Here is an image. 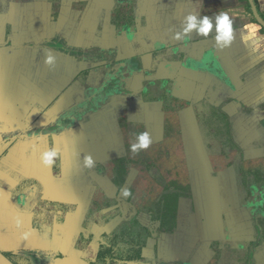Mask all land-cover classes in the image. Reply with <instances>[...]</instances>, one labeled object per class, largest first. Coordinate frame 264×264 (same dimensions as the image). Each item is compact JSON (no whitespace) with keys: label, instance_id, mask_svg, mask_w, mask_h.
Returning <instances> with one entry per match:
<instances>
[{"label":"crops","instance_id":"1","mask_svg":"<svg viewBox=\"0 0 264 264\" xmlns=\"http://www.w3.org/2000/svg\"><path fill=\"white\" fill-rule=\"evenodd\" d=\"M77 1L84 4L83 0H0V264H11L1 254L7 250L25 254L32 264H78L75 255L68 256V262L52 260L54 252H62L70 234L58 229L40 233L33 227L27 197L37 194L40 182L50 200L85 204L86 195L93 194L91 180L99 171L98 164L85 168L83 159L86 155L94 161L109 159L112 149H124L118 121L124 116L131 128L144 124L152 143L162 139L153 128H161L171 122L172 115L177 116L184 167L202 220L198 233L189 236L183 228L186 217L180 214L175 232L151 239L146 251L153 254L156 245L158 258L152 264H206L213 258V251L208 250L212 240L219 241L222 250H238L235 243L250 238L245 231L243 236L238 233L235 221L250 218L236 208L229 172L213 169L196 108L204 100L213 108L219 106L245 159L264 160V50L252 53L241 43L238 31L255 22L264 34V24L255 17L250 0H141L131 10L135 19L123 21L125 24L112 21L117 6L105 7L100 12L109 16L99 14L100 21H95L93 1L86 0L78 10ZM253 4L264 22V0H253ZM220 11L229 12L237 30L230 47L220 49L212 35L205 38L192 33L174 39L189 13L214 16ZM69 46L98 47L102 54L97 60H80L65 52ZM50 51L55 54L54 67L45 63ZM154 67L156 74L150 72ZM85 69H90L88 87L80 80ZM94 76L99 78L98 84ZM148 80H154L158 90H149ZM79 86L98 93L99 103L85 107L81 120L74 121L80 122L76 127L54 131L61 114L78 104L74 95L85 99ZM39 108L45 109L43 116ZM43 124L51 132H27V127ZM50 133L60 159L56 174L53 165L46 166L39 158L48 150ZM13 179L14 187L4 184ZM97 182L106 189L110 186L104 176ZM224 213H230L227 226ZM244 227L247 230L246 223ZM96 228V224L90 226ZM197 242L199 248L190 254ZM262 250L255 258L264 257Z\"/></svg>","mask_w":264,"mask_h":264},{"label":"flooded vegetation","instance_id":"2","mask_svg":"<svg viewBox=\"0 0 264 264\" xmlns=\"http://www.w3.org/2000/svg\"><path fill=\"white\" fill-rule=\"evenodd\" d=\"M117 4L120 5L121 7L117 5V8H115L113 15H116V14L120 15L121 20L124 19V21H125V18L127 19L126 21H133L135 19V15H133V18H132L131 16L132 14L130 13H131V10H133V8L135 9L138 6L137 0H133L131 4L128 3V6L123 5L121 0H117ZM74 6L77 10L79 8H82L80 4L74 5ZM69 8L73 9L72 6H70ZM72 14L75 15L76 11H74ZM53 15H54V18H56L58 16L57 11H54ZM119 19L117 18L113 20V22L116 21L115 23L117 24L118 22H120ZM73 48L74 46L65 47V52L80 60H83L84 58L85 59L90 58L92 60H97L98 58H100L102 54L100 53L102 51L98 47H91V48L78 47L79 50H84L83 54L79 53L77 55H72L75 53H70L69 50ZM84 71H85L84 74L81 72L80 80L83 81L84 83L82 84L86 85L87 87L91 86L90 84L87 83V78H88L90 69H85ZM157 71L158 70L155 67L150 70V72H152L153 74H156ZM167 82H168V87L170 88L171 81L167 80ZM95 94H96V97L92 96L89 98L88 100L89 105L86 106V109H90L92 105H94L95 107V105L99 103V99H98L99 94L98 93H95ZM167 94L168 92H166V97H167ZM209 103L210 102L204 100L199 105V108H196V115L199 121L201 133H202L205 143L208 142L209 138H214L216 140L218 139L220 135H223V137L228 140V145L230 147V150L232 149L228 153V156L232 157L231 155H233L234 152L237 153L236 156H233L234 158L232 157L230 159L231 162L228 163L226 171L229 172L233 181H235L236 176L232 173V171H234L237 177L239 178L241 187L243 189V196L239 198L238 200L237 194L235 191L236 199L239 202L238 204H236L237 205L236 208L244 211L246 213V216L250 218V220L249 221L247 220L246 222H243V220L237 221V222L235 221V228L238 231V233H240L242 236L244 235V231H245L246 232L245 234H247V237H249L250 239L248 241L240 242V244L236 242L235 246H239L237 248L238 250H235L232 247H228L227 248L228 251H226L225 249L222 250L221 248H219L220 246L219 241L212 240L209 243L208 250L210 252L213 251V258H210V260L206 264H219L220 256H224L225 253H226V256L230 258V260L236 257L235 259L236 264H242L240 263L241 260L239 259V256L237 255L238 253L242 252V248L245 243L248 244V248L244 256L246 260L244 264H250L251 259L254 257V254L257 251H261L264 246V230L261 227L260 229H257V225H256L257 221L264 220V211H263L264 208L259 207L261 206L264 200V160H260V161L253 160L252 161V160L245 159L241 148L233 140L231 129H230V123H229V119L227 115L225 114V112H223V110L219 106L216 108H213L209 105ZM204 105L205 107H207V109L204 108V111L201 112V109ZM69 119L71 118L68 113L61 116L59 122L56 124L57 126H55L53 130L60 131V128H62L63 130L68 127H76L77 123H80V122H74L73 120L69 121ZM118 121H119V127L122 130V135L124 138L123 140L124 149L121 150V152L120 150L115 151L114 149H112V151L110 152L111 156L109 159H99L95 161V164H98L99 173L94 174L95 178L91 180L93 182L92 185H94V187H92L93 198L90 200L88 199V201L85 200L84 202L85 204L87 202V205L90 206L89 207L90 211L92 210L91 206L93 204L94 205L96 204L98 206V203H102V207L97 208L99 212L103 213V210H101V208L109 207L110 209H112L111 216L113 218L111 220H115L112 226L114 227V225L116 226L117 224L121 223L122 227L120 228L121 231H119V236L121 237L126 231H128V234H129L128 237H130V240H132V242L133 241L135 242V245L133 244L130 246L133 249L131 250L133 252L130 255L123 256V255H118L117 252L119 251V249L115 247L113 244L105 245L102 242H99L97 254L94 257H91L88 259L78 257L77 258L79 260L78 264H102V263L105 264L106 261H110V260L111 261L124 260L128 264H131L133 262L140 264L138 263L140 261H144V263L142 264H152L153 258L156 259V261H158L157 252H156L157 246L156 245L153 246L154 248L153 254L152 253L148 254V252L146 251V248L148 246L149 241L151 239L159 238L162 234L175 232L178 226L180 225L179 220H178L180 214L182 215V217L184 218L186 217L185 218L186 222L183 223V228L186 234L189 236H195L198 233L199 225L202 223V220L198 218V211L195 210V207H194V210L186 211L185 214H187V216L183 214L184 212L179 211L178 203H180L179 201L183 197L176 190L173 191L170 189V188L182 189L186 187V189L191 191L190 192L191 195L190 196L183 195V196H185L184 198L189 201V206L191 207L193 205L195 206L194 199H193V190L191 188L188 178L186 180L187 183L183 185L182 183L176 180H174L175 182H172V180H169V182H164V180H162L161 178L162 176L160 174L161 170L159 169V167H156V165H154L155 161L157 160V157H156V160L154 157L151 158V156H155L154 155L155 153H156V156H160L162 153H164V155L166 156L169 153L171 159H172V155H175L177 157V162H179L177 164L175 163L176 164L175 166H178L179 168L180 166H182L187 176V173L184 167V158L182 156V145H181L180 135H179L180 130H179L178 124L175 123V119H171L170 123H167V125L166 124L162 125L161 128H159L158 126L156 127V129L153 128L154 132L155 131L158 132L156 136L157 135L158 137L162 136V139L160 140L157 139L152 144L156 145V142H160V145H162V148H159L156 150V146H155L153 151L150 150L148 152L147 158L144 157V153L142 151H140L139 153L133 154L130 150V145L135 139L136 135L140 132L147 131V129H145V125L144 124H134V127L136 129L131 128V124L126 121L125 116L124 118H119ZM148 130H150V128ZM175 136H178V139L180 141L181 152L178 151L180 147H176L174 152H172V149L170 150L169 148L165 147L166 145L169 146L168 142L174 139ZM48 139H51L52 141L51 133L49 134ZM208 147L209 145L206 143V148L209 151V148L211 146L209 148ZM129 154H132V156H129ZM59 161L60 159H59V156L57 155L54 158V163L52 164L53 169L54 168L59 169ZM135 161H139L140 163H137V164H140L141 167L135 164L134 163ZM211 162H212L214 171L215 172L217 170L219 171V169H217V167L213 164L212 160ZM145 163L146 165H144ZM132 170H134L135 172L133 173ZM55 172L57 173V171ZM142 172H148V173L150 172L151 174H153V176H155L154 182L158 185H161V188L165 189V191L162 194H160V196L155 201L150 200L149 206L145 205L142 207L140 206V202H138V205H139L138 208L141 207V209L140 210L136 209L133 212V215H131L129 218L125 220L122 217L123 215V209L121 210L122 203L123 201L130 203V200H131L130 193L132 191L133 178L136 174H139ZM132 174H133V177H131ZM102 176L108 178V181H109L108 184L110 185L108 189L101 187L100 184L97 182V179H99V177H102ZM143 185L144 184L141 183L138 187L143 186ZM168 186H170V188H167ZM39 192L40 191H38L37 194H35V196L34 195L32 196V194L29 193V196L32 198L27 197V199H29V203L26 206L28 209L30 203L36 200L34 204L35 205L34 211L39 212V206L43 205L44 208H46L45 210L46 213H39V218L45 217V215L49 214L48 213L49 211H52V213H54L53 211H59L60 208H65L67 205H70V206L79 205V203H76V202L74 204H71V203L69 204L67 202H62L60 200L59 201L50 200L48 198H44L39 201ZM170 195H173L176 197L175 202L169 200V198L167 201V197H169ZM259 195H260V198L257 199ZM105 196H108L109 199H106ZM253 198L256 199V202H254ZM132 205H135V204H132ZM89 208H88V211H89ZM35 214L32 213L33 227L35 226V228L39 229V227H36V225H34L35 224V221H34ZM165 214L170 215V217L173 216L174 218L175 227L172 231H165L162 229L165 227V226L164 227L162 226V220ZM88 215L90 216V213H88ZM103 216L105 219L107 217V214H104ZM156 219L157 221H159V223H157L158 225L156 224ZM228 219L229 220L231 219L230 213H227V214L224 213L222 215V220L224 222V225L226 226H227V223L230 224V221H228ZM245 223L247 225V230L249 231L248 233L244 227ZM95 224L96 223L93 222L91 226ZM129 225L131 228L132 227L134 228L135 226L137 230H134V229L129 230L127 228H124L125 226H129ZM124 229L126 231H124ZM104 232H108L107 228H105V230L101 233H104ZM89 234L90 236H92L93 233L91 232ZM257 236L259 237V241H257ZM199 245L200 243L197 242L195 247L192 250H190V254H193V252H195V250L199 248ZM252 249H253V252H252ZM1 254L4 257H6V259L10 261L11 264H32L30 257L26 256L25 254H18L14 252L13 250L1 251ZM58 254L60 253L58 252L57 256L53 257L52 260L56 261L58 259L63 258V257L58 256ZM182 262H187V261H182ZM224 264H230V263L225 261Z\"/></svg>","mask_w":264,"mask_h":264},{"label":"rangeland","instance_id":"3","mask_svg":"<svg viewBox=\"0 0 264 264\" xmlns=\"http://www.w3.org/2000/svg\"><path fill=\"white\" fill-rule=\"evenodd\" d=\"M86 0H83L84 4H85ZM93 1V14L95 17V21H100V18H97V16L99 14H104L105 12H100L101 10H103L105 7L106 10H110L113 9L114 6H117V0H92ZM77 5L80 4L81 6H84V4L80 1H77ZM103 3V6L99 7L100 3ZM123 5H127L128 3L131 4L132 1L131 0H121ZM138 3H141V0H137ZM108 13V12H107ZM106 14V16H109V14ZM131 14V13H130ZM132 16V15H131ZM112 17V21L115 19H119L121 23L125 24L126 22V18H125V22L124 19L121 20V16L116 14L113 15V13L111 14ZM116 22V21H115ZM130 22V21H129ZM69 50V49H68ZM84 50H79L78 47H74L73 49H70L69 52L70 53H75L72 55H77L79 53L83 54ZM158 60V59H157ZM155 60V63H157L158 61ZM125 73H130V72H125ZM82 78V76H81ZM93 80H95L94 82L98 84L99 82V78L97 76L92 78ZM78 80V79H77ZM76 85V82H75ZM146 86L149 90L152 91H156L157 86L155 85L154 80H148L146 82ZM76 87V86H75ZM74 88V87H73ZM80 90V95L84 96L85 99H80V98H76V96L74 95V99H76L78 102V104H76L75 106H72L69 111L68 114L70 115L69 121L73 120L75 121L78 117L79 119H81L82 117H80V115H82V113L85 111V107L89 105L88 102V97H96V94L94 93H90V91H86V89H84V87L82 88L81 86H79ZM78 88L74 89V94L77 91ZM83 91V94H82ZM61 102H66V100H63V98L60 99ZM204 108L207 109V107H205V105L202 107L201 112L204 111ZM45 113V109L39 108V115H44ZM62 116V114H61ZM177 116L172 115L171 119H175ZM52 122V121H51ZM51 124V123H50ZM61 126V125H60ZM59 126V127H60ZM28 128V133L34 135L35 134H47L51 131L45 129L44 124L43 125H31ZM62 131V128H60V131ZM177 131V130H176ZM158 132L155 131V134H157ZM154 137V136H152ZM209 145V154H210V159L213 161V164L217 167V169L224 171L226 170L228 163L231 162L230 159L233 156H236L237 153L234 152L233 155H231L232 157L228 156V153L232 150H230V147L228 145V140L226 138L223 137V135H220L218 137V139H214V138H209L208 142H206ZM205 143V146H206ZM34 144V143H33ZM47 144L48 146H46V150L48 149H53V144L51 139H47ZM169 146L166 145L165 147L169 148L170 150L172 149V152L175 151L176 147H180L178 149L179 152H181V145H180V141L178 139V136H175L174 139H172L171 141L168 142ZM154 146V147H153ZM156 146V150L159 148H162V145H160V142H156V145L151 144L150 148L143 150L142 152L144 153V157L147 158L148 156V152L151 150L153 151L154 148ZM77 149V148H76ZM164 149V148H163ZM45 152V151H44ZM160 152V151H159ZM155 156H151V158H155L157 157V160L155 161L154 165H156V167H159V169L161 170L160 174L162 175L161 178L162 180H164V182H169V180H172V182L179 181L180 183L185 184L187 183V176L183 170V167L180 166V168L178 166H175L177 163V157L175 155H172V159L170 157V154L168 153L166 156L164 155V153H162L160 156H156V153L154 154ZM129 156H132V154H129ZM39 158L41 159V155L39 156ZM234 158V157H233ZM153 160V159H152ZM135 164L140 163L139 161H135ZM176 163V164H175ZM139 167H141L140 164H137ZM146 165V163L144 164ZM143 168V167H142ZM218 171V170H217ZM54 174H56L55 171H53ZM232 173L236 176L235 177V191L237 194V199L239 200V198H241L243 196V189L241 187V183L239 181V178L237 177V175L235 174L234 171H232ZM13 175V174H12ZM152 175V176H151ZM154 177L153 174H151L150 172H142L139 174H136L133 178L132 181V191L130 193V203H127L126 201H123L122 206H121V210L123 209V219H127L129 218L131 215H133V212L138 209L140 210L138 202H140V206H145L148 205L149 206V202L151 201H155L160 194H162L165 189L161 188V185H158L154 182ZM172 177V178H171ZM142 179V181H141ZM46 181V179H45ZM12 183H10V180L4 182V184H7L8 186H12L14 187L15 184V180L13 179L11 181ZM145 182V183H144ZM3 183V182H2ZM141 183H143V186L138 187ZM167 188H170V186H168ZM14 189V188H13ZM171 190H176L183 198L180 199V203H178V209L181 212H184L183 214L186 213V211H191L196 210V206H189V201L186 200L183 195L186 196H190V190L186 189V187L182 188V189H177V188H170ZM38 190L40 191L39 193V201L41 199H44L48 196V192L47 189L43 190V185L42 183L39 182V187ZM43 190V192H42ZM194 190V189H193ZM90 191V190H89ZM88 193V191H87ZM93 193V190H92ZM86 201H88V199H92L93 198V194H87L86 195ZM134 196V198H133ZM106 199H109L108 196H105ZM260 198V195L257 197V199ZM254 202H256V199L253 198ZM36 201V200H35ZM35 201L31 202L28 210H30L32 213H36L34 215L35 219V224L36 227H39V232H50L51 229H58L61 232L63 230H68L70 236H66V242H65V246L61 247L62 252H59L60 254H58V256L63 257L62 261L65 259V261H67L68 256L70 255H75L78 257H82V258H91L94 257L97 254V250H98V244L99 242H102L103 244L107 245V244H113L115 247H117L119 249V251L117 252L118 255H130L133 251L132 247H130L131 245H135V242L132 240H130L128 231H126L124 229V231H126L121 237L119 236V231L120 228L122 227V224H117L116 226L114 225V227L112 226V224L115 222V220H111L113 217L112 215V209H110L108 206V208H101V210H103L102 212L98 211V207H102V203H98V206L95 204H93L92 210L90 211V206L87 204H83V205H78V206H70L67 205L65 208H60L59 211H53L54 212V216L53 217V213L52 211H49L47 215H45V217H41L39 218V213H46V208H44V206H39V212L38 211H34L35 208ZM96 201V200H95ZM94 201V202H95ZM122 202V201H121ZM120 202V203H121ZM239 202L237 201V204ZM135 204V205H132ZM95 206V207H94ZM137 206V207H135ZM237 207V206H236ZM261 208H264V200L261 204V206H259ZM89 208V211H88ZM263 210V209H262ZM264 211V210H263ZM88 213H90V216L88 215ZM104 214H107V217L104 219ZM95 222L97 224V230H95V232H93L92 236H90L89 233H91L94 230L90 229V226L92 225V223ZM159 223V221H157L156 219V224ZM158 225V224H157ZM257 225V229H260V227L264 230V220L263 221H257L256 222ZM112 226V227H111ZM35 227V226H34ZM86 228L87 231H85L84 229ZM105 228H107L108 232H104L101 233L105 230ZM124 228H127L129 230H137V228L134 226V228L129 226H125ZM91 230V231H90ZM85 231V232H84ZM128 234V235H126ZM117 236V237H116ZM253 238V237H252ZM257 241H259V237L257 236ZM255 242V241H254ZM254 247V246H253ZM248 248V244H244L243 248H242V252L238 253L237 256H239V259L241 260L240 263L244 264L245 260V254ZM58 252V251H57ZM57 252H54L53 257L57 256ZM253 252V249H252ZM262 252H264V250H262ZM115 253V254H117ZM231 253V252H230ZM230 255V254H228ZM256 253L254 254V257L251 259V263L250 264H258L259 261H263L264 262V257H258L255 258ZM261 255H264V253H261ZM67 258V259H66ZM236 257L230 260V258H228L226 256V253L224 256H220V260H219V264H224V262H228L230 264H236ZM217 260V259H215ZM60 261V262H62ZM140 264L144 263V261H140L138 262ZM103 264V263H102ZM105 264H128L126 261L124 260H119V261H106ZM131 264H137L136 262H133Z\"/></svg>","mask_w":264,"mask_h":264},{"label":"clouds","instance_id":"4","mask_svg":"<svg viewBox=\"0 0 264 264\" xmlns=\"http://www.w3.org/2000/svg\"><path fill=\"white\" fill-rule=\"evenodd\" d=\"M234 21L228 11H220L214 16L197 15L196 13H189L181 21V28L174 33V39L181 40L185 36L195 33L202 37H209L215 41V44L220 49L230 47L236 38V31L233 27ZM262 26L255 22L246 23L240 28V40L245 47L249 48L252 53H258L264 50V34H261ZM214 33V34H213ZM55 54L49 52L45 57V63L49 67L55 65ZM152 144V138L147 131L140 132L130 145V150L133 154L146 150ZM58 155L57 151L49 149L41 153V161L46 166L54 163V158ZM83 166L85 168H92L95 166V161L91 155H86L83 159Z\"/></svg>","mask_w":264,"mask_h":264},{"label":"trees","instance_id":"5","mask_svg":"<svg viewBox=\"0 0 264 264\" xmlns=\"http://www.w3.org/2000/svg\"><path fill=\"white\" fill-rule=\"evenodd\" d=\"M168 198H169V200H171L173 202H175V200H176V197L173 195H170L169 197H167V201H168ZM162 226L163 227L165 226L164 228H162L163 230L172 231L175 227L173 216L170 217V215L165 214V216L163 217V220H162Z\"/></svg>","mask_w":264,"mask_h":264},{"label":"water","instance_id":"6","mask_svg":"<svg viewBox=\"0 0 264 264\" xmlns=\"http://www.w3.org/2000/svg\"><path fill=\"white\" fill-rule=\"evenodd\" d=\"M250 4H251V6H252V8H253V12H254L255 17L257 18V20H258L259 22H261L262 24H264L263 20L260 18V16L258 15V13H257L256 10H255L254 4H253V0H250Z\"/></svg>","mask_w":264,"mask_h":264}]
</instances>
